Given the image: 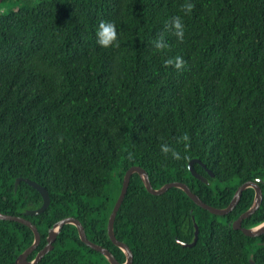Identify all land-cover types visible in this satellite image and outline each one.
<instances>
[{"label":"trees","instance_id":"trees-1","mask_svg":"<svg viewBox=\"0 0 264 264\" xmlns=\"http://www.w3.org/2000/svg\"><path fill=\"white\" fill-rule=\"evenodd\" d=\"M18 3L1 12L7 2ZM191 2L185 15L182 5ZM180 17L183 42L169 24ZM101 21L114 22L116 43L97 44ZM163 36L167 48L154 42ZM118 45V46H116ZM182 57L184 67H165ZM187 134L190 147L177 140ZM168 144L181 153L160 152ZM208 179L196 180L189 169ZM144 168L154 188L179 181L207 205L227 209L238 189L262 181L264 193V0H5L0 7V214L25 216L47 245L50 229L68 217L120 262L125 253L108 223L126 172ZM255 201L246 191L233 213L217 217L183 190L156 196L133 175L115 234L134 253L133 264H264V236L232 227ZM196 219L194 222L193 219ZM264 222L260 210L243 227ZM195 223L199 241L192 244ZM35 240L19 222L0 221V264H16ZM39 264H110L66 225Z\"/></svg>","mask_w":264,"mask_h":264},{"label":"water","instance_id":"water-1","mask_svg":"<svg viewBox=\"0 0 264 264\" xmlns=\"http://www.w3.org/2000/svg\"><path fill=\"white\" fill-rule=\"evenodd\" d=\"M4 1L5 0H0V7L2 6ZM196 165H200L204 169L207 170V167L205 165H203L200 161L192 160L189 164V169H190L192 176L196 180L208 185L209 184L208 179L197 173V171L195 169ZM207 172L212 179L215 177V175L211 171L207 170ZM135 174H138L141 177L147 191L149 193H151L152 195H156V196L163 195V194L167 193L172 188L181 189V190H183V192L185 194H187V196L198 207L202 208L205 211H208L210 214L217 216V217H227L228 215L233 213L234 210L239 205L243 194L248 190H254L255 191V201H254L252 208L248 212L243 214L236 222H234L232 227L235 231L243 232L244 235L248 238L255 239V238H260V237L264 236V229H260L258 232L254 233L251 231V229H246L243 227L244 222L246 220L250 219L251 217H253L262 207V204L264 201V193H263V190L261 189V187L259 186V184L262 183L261 180H259V182L258 181L257 182H248V183L244 184L243 186H241L238 189V191H237L233 201L231 202L230 206L227 209L221 210V209L211 207V206L207 205L206 203H204L201 200V198H199L197 195H195L191 191V189L186 185V183H183V182L175 181V182H171V183L164 185L160 189L154 188L153 184L151 183L149 173L144 168H142L140 166H134V167H131L126 172V174L124 176L121 194L118 198V201L116 202V205L113 209V212L110 216L109 223H108L109 237H110L111 241L125 253V255H126V261L125 262H120L108 248L100 246V245L92 242L89 239V237L87 236L85 227L83 226L81 221L75 217H68L66 219L61 220L57 224H55V226L52 229H50V231H49V235L47 238V241H48L47 245L38 253L37 257L33 261H30L29 257L40 246V244L42 242V236H41V233L38 230L37 226L25 216H39V215L45 213L51 205V194H50V191L46 187L40 185L39 183H37L35 181L29 180V179L17 178L15 181L16 191L18 190V186L20 185V182L25 181L26 183H28L29 185H31L32 187H34L36 190L39 191V193L42 195V198H43V204L38 209H28L27 211H25L24 216L13 217V216H6V215L0 214V221H8V222H15V223L19 222V223L24 224V225L28 226L29 228H31L32 231L34 232V235H35L34 243L25 252H23L19 256L16 264H39L48 253H50L54 250L55 242H56L59 234L61 233L62 229L66 225H74L75 227H77L81 241L86 246L90 247L91 249L95 250L96 252L101 253L108 260V262L110 264H133L134 253L128 244L117 239L116 234H115V223H116L118 213H119V211H120V209H121V207L125 201V198L127 196V193H128V190H129V187L131 184V179H132L133 175H135ZM193 220H194V222H196L195 218ZM195 229H196L195 240L192 244H185L182 241L177 240L178 244L180 246H182L183 248H194L199 241V234H200L199 226L196 223H195ZM250 263L256 264L253 256L251 257Z\"/></svg>","mask_w":264,"mask_h":264},{"label":"clouds","instance_id":"clouds-1","mask_svg":"<svg viewBox=\"0 0 264 264\" xmlns=\"http://www.w3.org/2000/svg\"><path fill=\"white\" fill-rule=\"evenodd\" d=\"M194 7L195 5L193 3L186 2L184 5H182V11L185 13V15H188L193 11ZM169 27L173 30V34L177 37L178 41L183 42L184 26L181 21V18L173 17L170 23L166 24V28ZM96 37H97L96 42L100 47L108 48L113 46L118 39L115 23L101 21L96 31ZM154 46L158 51L168 47V45L164 42L163 36H161L159 40L154 42ZM164 63H165V67L173 66L176 70H181L184 67L185 62L182 57L177 56L175 58L166 59ZM181 142L184 143L185 149L190 147V139L187 134H184L182 137H180L177 140V143H181ZM160 152L162 155L166 157L170 154L173 160H180L182 158L184 159L187 158V157H182L180 152L171 148L166 143L160 145ZM256 180L259 182L260 178L257 177ZM260 229H264V222L254 225L251 231L255 233L258 232Z\"/></svg>","mask_w":264,"mask_h":264},{"label":"rangeland","instance_id":"rangeland-1","mask_svg":"<svg viewBox=\"0 0 264 264\" xmlns=\"http://www.w3.org/2000/svg\"><path fill=\"white\" fill-rule=\"evenodd\" d=\"M18 3L13 4L11 1L7 2L5 6L2 7L1 12H10Z\"/></svg>","mask_w":264,"mask_h":264},{"label":"flooded vegetation","instance_id":"flooded-vegetation-1","mask_svg":"<svg viewBox=\"0 0 264 264\" xmlns=\"http://www.w3.org/2000/svg\"><path fill=\"white\" fill-rule=\"evenodd\" d=\"M209 171V170H208Z\"/></svg>","mask_w":264,"mask_h":264}]
</instances>
